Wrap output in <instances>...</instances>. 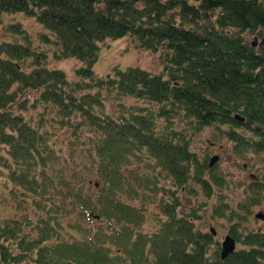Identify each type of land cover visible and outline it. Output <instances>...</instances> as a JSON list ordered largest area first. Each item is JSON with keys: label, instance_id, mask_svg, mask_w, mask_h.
Here are the masks:
<instances>
[{"label": "trees", "instance_id": "obj_1", "mask_svg": "<svg viewBox=\"0 0 264 264\" xmlns=\"http://www.w3.org/2000/svg\"><path fill=\"white\" fill-rule=\"evenodd\" d=\"M14 13L53 34L55 59L81 64L69 80L28 38L0 42V178L41 211L31 237L29 221L0 222V264H264V227L240 237L231 231L241 246L221 259L218 242L197 226V209L182 204L181 193H195L192 184L209 198L224 182L204 176L211 167L201 168L186 133L172 126L181 112L195 129L215 127L238 147L264 153V0H0V25ZM121 38L163 50L176 72L115 66L95 73L99 43ZM25 91L36 96L24 98ZM103 94L152 108L113 117L103 111ZM49 105L75 139L89 132L83 149L102 184L93 198L49 171L47 129L22 113ZM263 190L257 178L249 181L229 219L246 221ZM129 198L155 202L154 229L143 231L144 210Z\"/></svg>", "mask_w": 264, "mask_h": 264}, {"label": "rangeland", "instance_id": "obj_2", "mask_svg": "<svg viewBox=\"0 0 264 264\" xmlns=\"http://www.w3.org/2000/svg\"><path fill=\"white\" fill-rule=\"evenodd\" d=\"M17 23L20 25V31L11 27ZM44 36H46L47 41L44 40ZM23 38H28L36 50L44 52L47 66L62 69L67 74L68 79L73 80L74 69L81 63L75 58H54L53 52L57 48L54 44L55 38L52 33L46 31L33 18L26 17L23 14L4 15L0 25V42L17 41L24 43ZM99 44L100 54L96 64L93 66L94 72L99 75H104L115 66L122 68L139 66L156 72H163L167 76L171 72H176L174 67L172 68L170 64L160 58L163 50L153 52L139 47L136 43H131L127 38L115 41L106 39ZM30 61V59H27L23 63L27 70L31 68ZM35 96V92L25 91L22 97L32 100ZM103 97V111L113 117L121 114L127 115L143 108H152L147 102L133 97L114 98L112 94H103ZM22 113L31 124L36 126L42 123L47 129L49 136L47 141L49 163L47 165L54 179L56 176L62 178L68 182V185L73 190H81L84 193L92 194L93 198L97 186L99 188V185L102 186V184L96 174V167L90 162L89 158L91 157L83 149L85 146L82 143L83 139H85L83 137L89 132L84 131L82 135L78 133L81 139H75L70 128L60 126L55 107L52 105H49L45 111L41 107H37ZM172 116V126L176 130L186 133L189 141V150L196 157L197 163L202 169L205 165L208 167L207 162L211 156H217V160L211 166V173L204 168V176L208 177L209 174H216L223 180L225 185L215 188V194L209 198L205 196L204 192L196 184H192L195 189L194 194L188 196L189 193L187 192L185 194L181 193L182 204H189L195 207L201 216V219L196 221L197 226L205 231H209V228L213 227L215 230L214 241L218 242L219 249L220 241L223 239L224 234H231L232 231L233 234L240 237V234L245 232L247 228L256 229L261 226L262 221L255 218L253 213L258 209L264 211V190L261 192L260 203L252 207L251 215L246 221L236 223V220L229 219V214L245 198L246 185L252 180L251 175H253V178L255 176L264 185V153H254L240 146L238 147L215 127L205 126L201 129H195L181 112L173 113ZM226 128V126H223L221 130ZM245 135L249 136L252 134L245 131ZM161 183L160 186H169V183L164 182V180ZM52 191L54 192L55 190L52 189ZM218 200H220L219 203H217ZM127 201L144 210L143 231L154 229L155 214L157 212L155 202L140 203V200H132L130 198ZM30 202L31 198L29 195L22 193L20 188L11 189L10 183L0 178V222L11 217L21 219L23 223L29 221V225L24 226V230L29 237L35 235L31 226L37 220V214L41 213V211L37 213V211L31 209ZM211 205L213 207L216 206L218 211L210 213ZM94 219H98V217ZM240 246L241 244L236 240V248ZM213 247L217 248V245L214 244Z\"/></svg>", "mask_w": 264, "mask_h": 264}, {"label": "water", "instance_id": "obj_3", "mask_svg": "<svg viewBox=\"0 0 264 264\" xmlns=\"http://www.w3.org/2000/svg\"><path fill=\"white\" fill-rule=\"evenodd\" d=\"M254 44V42H253ZM235 118L239 119V120H243L241 117H239L238 115H235ZM217 159V156H212L209 159L208 165L211 166ZM254 216L256 218H261L264 219V214L261 211H257ZM211 232L214 234V230L213 228L210 229ZM235 250V240L233 237H231L230 235H225L222 242H221V249H220V257L221 259H224L225 257H227L230 253H232Z\"/></svg>", "mask_w": 264, "mask_h": 264}, {"label": "flooded vegetation", "instance_id": "obj_4", "mask_svg": "<svg viewBox=\"0 0 264 264\" xmlns=\"http://www.w3.org/2000/svg\"><path fill=\"white\" fill-rule=\"evenodd\" d=\"M262 213H264L263 210L259 209ZM262 221V225L261 226H258V228H263L264 227V220H261ZM257 229V228H256Z\"/></svg>", "mask_w": 264, "mask_h": 264}]
</instances>
